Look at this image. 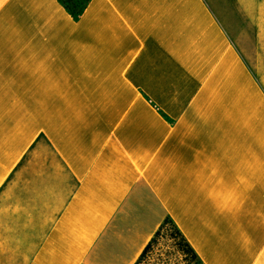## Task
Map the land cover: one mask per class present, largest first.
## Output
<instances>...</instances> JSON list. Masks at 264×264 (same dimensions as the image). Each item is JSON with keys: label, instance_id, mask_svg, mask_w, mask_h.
Here are the masks:
<instances>
[{"label": "crops", "instance_id": "obj_1", "mask_svg": "<svg viewBox=\"0 0 264 264\" xmlns=\"http://www.w3.org/2000/svg\"><path fill=\"white\" fill-rule=\"evenodd\" d=\"M166 217L264 264L257 0H0V264H134Z\"/></svg>", "mask_w": 264, "mask_h": 264}, {"label": "rangeland", "instance_id": "obj_2", "mask_svg": "<svg viewBox=\"0 0 264 264\" xmlns=\"http://www.w3.org/2000/svg\"><path fill=\"white\" fill-rule=\"evenodd\" d=\"M257 3L264 12V0H257ZM245 13L246 11H243V20ZM249 17L251 16L248 14ZM178 241L179 237L166 225L156 235L140 264H197L190 255L179 249Z\"/></svg>", "mask_w": 264, "mask_h": 264}, {"label": "trees", "instance_id": "obj_3", "mask_svg": "<svg viewBox=\"0 0 264 264\" xmlns=\"http://www.w3.org/2000/svg\"><path fill=\"white\" fill-rule=\"evenodd\" d=\"M87 0H61L62 4L65 6V8L71 12V14L76 15L79 13V11L84 7ZM166 225L170 226L172 231L175 233L177 237H179L178 245L179 249L182 250L186 255H190V258L193 259L197 264H200L197 255L189 245V243L185 240L183 235L180 233V231L177 229L173 221L166 217L162 224L159 226L158 230L155 232L151 240L148 242V244L143 249L142 253L139 255L138 259L134 262V264H140L143 258L145 257L147 251L151 247L153 241L155 240L156 235L159 233V231L165 227Z\"/></svg>", "mask_w": 264, "mask_h": 264}]
</instances>
